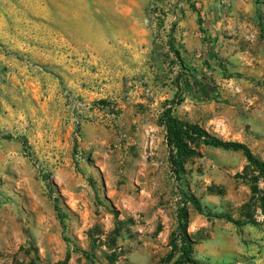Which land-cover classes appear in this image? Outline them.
Wrapping results in <instances>:
<instances>
[{
	"label": "rangeland",
	"instance_id": "obj_1",
	"mask_svg": "<svg viewBox=\"0 0 264 264\" xmlns=\"http://www.w3.org/2000/svg\"><path fill=\"white\" fill-rule=\"evenodd\" d=\"M170 43L221 94L174 115L264 161V0H0V264H174L181 192L253 222L188 204L198 264H264L244 155L170 160Z\"/></svg>",
	"mask_w": 264,
	"mask_h": 264
},
{
	"label": "trees",
	"instance_id": "obj_2",
	"mask_svg": "<svg viewBox=\"0 0 264 264\" xmlns=\"http://www.w3.org/2000/svg\"><path fill=\"white\" fill-rule=\"evenodd\" d=\"M195 10V8H193ZM198 23L203 32L202 20L199 17ZM170 50L176 56L180 67L186 71L181 72L177 77V93L173 100L167 102L161 117V125L165 128L166 138L172 149L171 162L176 167V173L181 176L185 172V163L191 158L201 157L200 146H206L213 149L224 151L241 152L246 161L252 165L257 175L251 179V191L254 196H258L262 210L264 211V190L259 189V183H264V161L258 159L251 149L239 142L222 140L197 124H189L181 121L174 115L176 107L180 106L187 96L202 102L219 101L221 94L217 88L210 86L202 81L195 70L189 69L181 56V53L175 49L173 43H170ZM214 53L209 51L211 59H215ZM226 74L227 70L222 68ZM232 77V76H229ZM183 207L177 212V229L173 233L175 240L180 241L181 256L174 264H198L193 258L194 246L196 242L191 238L189 228L188 204H191L198 213L206 216L208 219L225 220L237 227H244L252 220H237L232 215L226 213H215L205 209L201 200L194 195L181 192Z\"/></svg>",
	"mask_w": 264,
	"mask_h": 264
}]
</instances>
